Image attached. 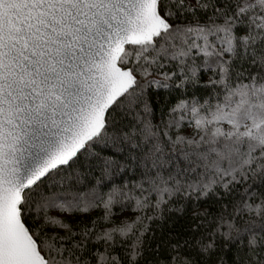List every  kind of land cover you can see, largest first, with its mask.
Instances as JSON below:
<instances>
[{
  "label": "snow or ice",
  "instance_id": "1",
  "mask_svg": "<svg viewBox=\"0 0 264 264\" xmlns=\"http://www.w3.org/2000/svg\"><path fill=\"white\" fill-rule=\"evenodd\" d=\"M0 264H264V0H0Z\"/></svg>",
  "mask_w": 264,
  "mask_h": 264
}]
</instances>
